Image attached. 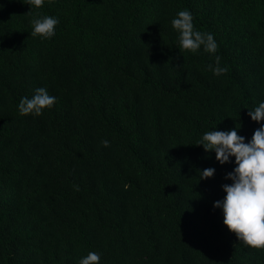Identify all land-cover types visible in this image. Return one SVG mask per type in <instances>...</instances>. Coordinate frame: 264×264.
<instances>
[{
	"label": "trees",
	"instance_id": "trees-1",
	"mask_svg": "<svg viewBox=\"0 0 264 264\" xmlns=\"http://www.w3.org/2000/svg\"><path fill=\"white\" fill-rule=\"evenodd\" d=\"M182 10L216 53L180 46ZM38 88L54 105L21 115ZM261 102L264 0H0V264H264L213 207L235 157L195 144L250 142Z\"/></svg>",
	"mask_w": 264,
	"mask_h": 264
},
{
	"label": "clouds",
	"instance_id": "clouds-1",
	"mask_svg": "<svg viewBox=\"0 0 264 264\" xmlns=\"http://www.w3.org/2000/svg\"><path fill=\"white\" fill-rule=\"evenodd\" d=\"M44 0H29V4L40 8ZM33 36L50 38L58 20L43 16L31 21ZM172 27L179 31V43L183 49L195 53L202 45L210 54L217 51L218 45L210 33L193 30V17L187 10L177 13L172 20ZM214 75L227 72L226 67L220 66V57H215V66H208ZM56 98L50 96L45 88H38L32 98L22 97L18 104L21 115H40L41 110L54 105ZM251 120H264V102L259 103L254 110L248 111ZM104 147L109 141L101 142ZM202 145L206 152L214 151L215 158L220 164L235 157L236 167L226 174L225 179H231V185H222L226 193L222 201L213 203L214 208H222L223 223L235 233L238 240L253 248H264V125L254 131L250 142L245 143L244 137L237 134L236 128L228 131H209L195 143ZM214 169L207 168L200 172V178H209ZM78 190V189H77ZM100 254L89 252L81 259L80 264H99Z\"/></svg>",
	"mask_w": 264,
	"mask_h": 264
}]
</instances>
